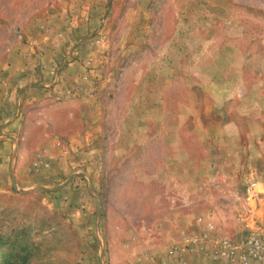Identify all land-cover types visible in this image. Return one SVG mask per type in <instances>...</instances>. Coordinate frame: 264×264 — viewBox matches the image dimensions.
Here are the masks:
<instances>
[{
	"label": "rangeland",
	"instance_id": "rangeland-1",
	"mask_svg": "<svg viewBox=\"0 0 264 264\" xmlns=\"http://www.w3.org/2000/svg\"><path fill=\"white\" fill-rule=\"evenodd\" d=\"M254 232L264 0H0V264H240Z\"/></svg>",
	"mask_w": 264,
	"mask_h": 264
},
{
	"label": "built area",
	"instance_id": "built-area-1",
	"mask_svg": "<svg viewBox=\"0 0 264 264\" xmlns=\"http://www.w3.org/2000/svg\"><path fill=\"white\" fill-rule=\"evenodd\" d=\"M221 247H223L221 256L225 255L227 257L229 255H236V250H245V252L239 256L240 264H264V236L257 232L248 235L242 244H234L228 241H222ZM182 249L184 250L187 248L182 246ZM192 250L195 251L194 249ZM162 264H186V262L183 259V254L178 252V247L173 246L168 249L167 255H165ZM210 264L218 263L213 262V258L211 257Z\"/></svg>",
	"mask_w": 264,
	"mask_h": 264
},
{
	"label": "crops",
	"instance_id": "crops-1",
	"mask_svg": "<svg viewBox=\"0 0 264 264\" xmlns=\"http://www.w3.org/2000/svg\"><path fill=\"white\" fill-rule=\"evenodd\" d=\"M158 233L161 234L162 236L165 234L163 230H161V232H158ZM166 233H167V236L169 235L170 238L172 237L173 233H171V232H166ZM169 242H173V241H168L165 244V246L164 245L162 247L158 246L157 249L150 248L151 250L150 249L144 250L145 252L143 251L136 256V258H135L136 263H134V262L132 263V262H130V260L126 261L127 260L126 259L121 264H162V262L164 261V254H165L166 248H168L166 246H168ZM176 246L178 247V252H181L183 254V257L185 259L186 264H205L207 262V260L205 262V259L197 256L195 254L196 252L193 251L191 249V247L189 249L183 250L181 244H177ZM125 247H127V245ZM146 251H148V252H146ZM156 256H157V259H156V261L153 262L152 258H154Z\"/></svg>",
	"mask_w": 264,
	"mask_h": 264
}]
</instances>
